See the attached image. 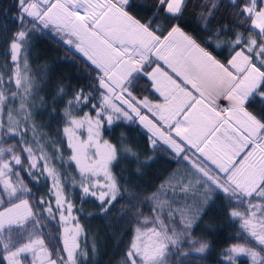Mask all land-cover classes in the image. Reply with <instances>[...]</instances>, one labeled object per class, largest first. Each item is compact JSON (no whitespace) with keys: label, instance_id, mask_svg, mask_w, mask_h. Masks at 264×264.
<instances>
[{"label":"snow or ice","instance_id":"snow-or-ice-1","mask_svg":"<svg viewBox=\"0 0 264 264\" xmlns=\"http://www.w3.org/2000/svg\"><path fill=\"white\" fill-rule=\"evenodd\" d=\"M13 7L15 31L0 21L8 45L0 65V264H91L96 245L81 244L74 210L83 209L65 181L72 180L82 200L93 198L102 215L131 200L113 166L122 155L139 161L138 152L123 137L117 145L104 136L120 121L138 123L153 152L163 150L192 169V179L174 182L173 175L146 198L151 215L128 205L136 226L122 264H183L191 253H205L210 241L192 232L215 197L227 202L230 218L256 245H230L221 264H238V257L264 264V107L259 115L249 111L264 105V0H155L152 17L143 21L130 11L134 0H14ZM190 8L204 35L185 31ZM221 15L228 23L217 21ZM49 28L94 66L91 92L99 96L72 90L57 130L62 139L41 142L32 121L40 88L29 55L32 34ZM213 46L229 49L226 63ZM141 80L155 99L134 94ZM64 96L61 87L53 104ZM40 106H47L43 97ZM57 163L74 164L79 180ZM22 174L34 185L51 181L48 193H34ZM57 216L63 247L52 249L42 229Z\"/></svg>","mask_w":264,"mask_h":264},{"label":"trees","instance_id":"trees-1","mask_svg":"<svg viewBox=\"0 0 264 264\" xmlns=\"http://www.w3.org/2000/svg\"><path fill=\"white\" fill-rule=\"evenodd\" d=\"M154 3L155 0H134V7L130 11L138 19L147 20L152 17L155 11ZM13 4L14 0H0V21L7 20L8 28L11 31L16 29L15 23L11 21V17L16 14ZM221 12L223 13V10ZM5 13L7 16L4 15ZM216 19L217 21L222 20L225 24L228 23L226 15L217 16ZM184 20L185 31L196 36L204 35L199 30L193 9L190 8L185 13ZM157 23L163 25L162 20H158ZM51 29L53 28L42 29L32 34L29 55L30 66L33 69V75L39 81L40 88L34 100L36 107L33 108L32 121L37 127L41 142L62 139V132L60 136H57V130L58 128L62 129L64 123L61 118L62 112L67 99L72 95V90L83 88L86 94L91 93L95 97L99 96L98 92H91V88L95 86L94 81L97 75L94 66L74 47L64 43V40ZM8 34L10 35V32ZM5 35L6 33L0 30V65L5 63L4 54L8 47L3 39ZM209 50L221 62L226 63L227 59L230 58V51L226 47L215 48L213 46ZM7 60L10 63L9 57ZM138 84L139 86L134 92L135 95L138 97L149 96L150 99H155L145 80L139 81ZM61 87L65 89L64 99L54 105L53 101L59 100L58 92ZM41 97L45 99L47 106H40ZM262 107L264 105L257 102L249 106V111L259 115ZM87 110V108L84 109V111ZM80 114L82 115V112ZM104 136L117 145L123 137L125 141L134 145L138 152L139 161L122 155L113 166V171L119 178L122 191H125L131 200H119L110 213L102 215L93 198L81 199L80 190L71 187L72 180L65 181V191L76 208L83 209L79 213L74 210V214L78 216L79 223L83 228L80 237L82 246L85 243L89 246L93 243L96 245V252L91 257V264H122L123 254L136 226V217L128 205L131 203L140 208L144 215H151V205L146 198L156 192L160 185L173 175L174 182L192 179V169L186 162H177L163 150L153 152L147 142L146 130L138 123L117 122L110 131L104 132ZM29 139H31V133ZM9 142L14 143V141ZM60 147L63 150L64 159L67 160L70 151L67 150L66 143L61 144ZM47 151L49 154H53V149L50 146ZM144 161H148V163L142 167L138 166L139 162ZM57 167L62 173H67L70 177L75 176L77 181L79 180L74 164H64L63 167H60L57 163ZM22 175L34 193L37 195L48 193V186H50L51 181L42 179L39 184L34 185L26 174ZM168 195L171 196V192ZM182 199L183 196L181 195ZM214 200L215 203H209L205 214L192 232L194 238L210 241V247L203 254L191 253L183 260V264H221L222 253L230 245L244 243L247 240L252 246H256L255 242L241 231L239 222L230 218V208L227 202L222 197H215ZM188 203H193L192 194H189ZM44 225L42 231L49 247L52 249L62 248L63 228L59 217L57 216L55 220H46ZM68 226L71 227L72 225ZM182 248L184 251H189L191 246L185 242ZM237 259L238 264H250L246 257H238Z\"/></svg>","mask_w":264,"mask_h":264},{"label":"rangeland","instance_id":"rangeland-1","mask_svg":"<svg viewBox=\"0 0 264 264\" xmlns=\"http://www.w3.org/2000/svg\"><path fill=\"white\" fill-rule=\"evenodd\" d=\"M51 30L54 31L57 34V32L54 29H51ZM57 35L61 38V35L60 34H57ZM9 59H10V56H9ZM219 103L221 104V106H223L226 102L223 101V100H221V101H219Z\"/></svg>","mask_w":264,"mask_h":264}]
</instances>
